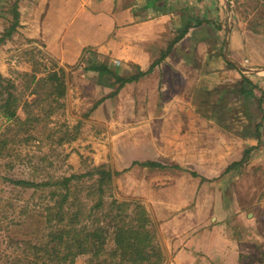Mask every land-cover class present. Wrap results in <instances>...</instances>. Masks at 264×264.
I'll use <instances>...</instances> for the list:
<instances>
[{
    "label": "rangeland",
    "instance_id": "obj_1",
    "mask_svg": "<svg viewBox=\"0 0 264 264\" xmlns=\"http://www.w3.org/2000/svg\"><path fill=\"white\" fill-rule=\"evenodd\" d=\"M26 1L0 0V36L11 25L14 18L12 7L15 3L19 5L20 15V24L16 31L0 45V70L6 78L15 82L18 92L22 93L25 99L32 100L35 97L33 93L35 84H31V77H27L26 74H35L40 78L53 70L63 68L67 73L69 86L67 96L61 99L65 101L66 107L60 108L57 114L53 115V123L50 126L56 124L60 126L61 123L66 122L71 127V133L77 134V138L61 146H51L47 139L32 141L18 148L17 153L19 152L21 156L15 159L11 169L1 165L0 160V263L16 264L17 258H22L25 253L24 247L17 242L32 239L35 243H39L45 240L47 230L45 218L39 212L44 207L45 191L39 189L34 193L32 188L16 186L5 180L8 177L26 178L38 182L48 175L63 176L82 173L91 165L106 164L120 172L114 182L115 194L120 200H138L147 209H180L178 191L166 195L165 202H161L160 195L154 189L157 185L154 181L155 176H164L165 170L168 171L169 168L133 164V157H127V142L130 138L134 140L140 136L129 135L127 131L122 133V130L127 126L149 121L155 126H167L168 130L164 133V130L158 132L159 130L155 128L157 133L147 135L148 143L156 140L162 152L155 150L158 151L157 153L164 155L166 152H172L173 158L179 161L188 159L185 153L189 152L185 147L173 150L162 149L163 144L169 139L192 142L195 161L201 160L203 147L208 148L205 153H211L217 149L219 153L213 154H219L222 158L230 157L232 154V158L237 159L243 157L245 148L258 147L252 153L249 163L241 168L234 179H231L230 175L225 176L224 179L230 181L226 188L223 187L224 182L219 180L212 184L219 185L224 191L225 209H234L237 206L239 209H248L255 213L259 224L249 226L250 231L245 228L242 232L245 233V237L254 235L263 245L256 244V252L243 260V264L258 260L264 252V0H231L229 9L226 8L224 0L216 1L214 5L211 2L209 19H218L217 22L221 23L223 28L218 30L214 23H210L209 34L207 33V37H204L206 38L204 42H200L196 36H190L182 41L174 56L175 60H181L187 51L190 55L189 62L194 70L190 72L188 80L178 78L176 85L181 95L189 97V100L192 99V106L195 109L193 113L189 112L185 108L186 104L175 102L172 105L173 110H170L172 112L169 118L153 119L149 118L147 110L144 114L141 113V116L126 118L123 115L118 118L117 113L123 110L122 101H118L119 98L113 99L115 110L111 108V104L104 106L103 114L98 116L99 118H94L93 113L104 101L96 108L93 109V107L106 97L110 89H115L114 82L108 75H106L107 78L98 81L92 77H86L79 72L82 66L79 63L63 65L56 51L51 52L45 48V39L48 41L45 38V0L33 7L29 6V3L21 7V4ZM31 7L34 11L32 16L28 14ZM235 19L237 21L240 19L241 25L249 32L245 34L244 40L250 52L249 57L255 56L253 58L257 61L247 62L255 64L242 63L238 60L240 56L234 48L235 43L233 45L231 37ZM48 22L52 24L53 21ZM229 25L231 31L227 36ZM195 34L197 33L194 32L193 35ZM226 39H228L227 56L245 66L242 71L235 69L223 59ZM83 64L85 65L84 62ZM246 76L257 87L246 82ZM201 77L203 80L200 79ZM200 81L202 87L199 89ZM56 96L57 93L53 97ZM261 97L262 105L259 107ZM144 105L148 107L149 103L145 102ZM164 112L169 110H163ZM113 114L115 115L112 117L114 124H107V120H110L107 118ZM20 115L24 117L25 114L21 111ZM79 121L82 122V126L77 130L75 126ZM259 123L263 124L261 143L256 136ZM213 125L224 127V132L220 134L207 132L205 134L207 140L203 144L200 142L201 134L186 133L189 127L196 131L200 126ZM170 129L172 132L168 133ZM176 129L177 132L173 133ZM34 135L41 139L45 138V131L40 128ZM152 152L154 156V150ZM136 156L144 158L145 154ZM191 168L195 170L181 166H175L171 170L177 175L189 176L187 181L181 184H188V188L192 189L189 192L196 195L192 199L194 203L191 206V209H195L194 206L197 207L198 196L201 195L203 188L201 176L207 171H202L201 167L196 165ZM243 221L246 220L243 218ZM236 225L238 229L239 227L240 230L242 229L241 224ZM84 260L80 257L77 264H84Z\"/></svg>",
    "mask_w": 264,
    "mask_h": 264
},
{
    "label": "crops",
    "instance_id": "obj_2",
    "mask_svg": "<svg viewBox=\"0 0 264 264\" xmlns=\"http://www.w3.org/2000/svg\"><path fill=\"white\" fill-rule=\"evenodd\" d=\"M41 2L43 0H27L21 7L27 3L33 7ZM211 2L216 4V0H45V38L48 39H45V48L51 52L56 51L63 65L81 64L79 72L86 77L98 81L108 75L112 79L116 87L107 92V98L93 113L94 118L103 114L104 106L111 104V108L115 110L113 99L118 98L123 107L120 113L116 111L118 118L123 115L126 118L141 116L146 110L150 119L169 118L175 102H183L186 104L185 108L193 113L195 108L192 106V99L181 95L176 85L178 78L189 79L190 72L194 70L189 62L191 58L188 51L186 54L183 52L181 60H175L174 56L182 41L190 36H196L200 42L205 41L204 37H207L206 34H209L210 30L208 21ZM32 7L28 12L31 16L34 12ZM48 21L53 22L49 24ZM188 25H191V28L186 37L171 48L179 31ZM194 32L197 34L193 35ZM247 33L249 32L241 25V20L235 19L231 37L240 56L238 60L242 63L257 61L253 58L255 56L249 57L250 52L244 40ZM92 54L99 61L107 63L111 69L118 71L119 75L129 78L140 75L139 79L127 82L116 92L118 84L113 75H100L96 71L84 70L82 59L84 61ZM162 55H166L165 58L153 66L155 61L161 60ZM117 61L119 64H115ZM200 79L203 80L202 77ZM198 85L200 89L201 81ZM145 102L149 103L148 107H145ZM163 110L169 112L163 113ZM114 116L113 114L107 118L110 119L107 124H114ZM155 128L158 132L164 130V133L168 130L167 126H155L149 121L127 126L122 133L127 131L129 135L140 136L134 140L130 138L126 144L127 157H133V164L142 165L147 161H155L165 169L169 168L168 171L165 170L164 176L158 175L154 178L157 182L154 189L160 195L161 202H165L166 195L174 191H178L180 195V209H148L157 225L158 238L164 249V264H243V260L256 252V244L263 243L254 235L245 237L242 231L259 224V221L252 210L239 209L237 206L234 209H225L224 191L219 185H212L219 180L224 182L223 187L226 188L230 181L224 179L227 175L225 170L241 158H232V154L222 158L216 154L219 153L217 149L214 150L215 154L205 153L208 148L203 147L201 160L195 161L192 142L169 139L162 149L185 147L189 152L185 153L188 159L179 161L173 158L172 152H166L164 155L157 153L155 150L160 148L156 140L148 143L147 135L157 133ZM171 129L168 133L172 132ZM223 129L224 127L219 125L200 126L196 131L189 127L186 133L201 134L200 142L203 144L207 140V132L220 134L224 132ZM176 132L177 129L173 130V133ZM159 152L162 153L161 150ZM142 153L145 154L144 158L136 156ZM195 165L207 172L201 176L203 188L198 196L197 207L191 209L194 203L192 199L196 195L189 192L192 189L188 188V184H181L187 181L189 176L177 175L171 169L181 166L195 170L191 168ZM243 218L246 221H243ZM237 223L241 224V230L240 227L238 229ZM263 260L264 252L258 260L246 264H261Z\"/></svg>",
    "mask_w": 264,
    "mask_h": 264
},
{
    "label": "trees",
    "instance_id": "obj_3",
    "mask_svg": "<svg viewBox=\"0 0 264 264\" xmlns=\"http://www.w3.org/2000/svg\"><path fill=\"white\" fill-rule=\"evenodd\" d=\"M18 8L17 3L12 7L14 18L0 36V45L14 34L20 24ZM217 20L210 19L208 22L214 23L216 28L221 30L222 24ZM190 28L191 25H188L179 31L171 48L186 37ZM165 56L162 55L161 60L155 61L153 66ZM223 59L242 71L229 62L224 54ZM86 61L85 71H96L100 75L111 74L116 78V92L127 82L140 77H123L107 63L99 61L94 54ZM83 62L82 59L81 63ZM26 76L31 77V84H35V97L32 100L25 99V96L18 92L15 82L6 78L0 70V160L1 165L10 169L13 168L15 159L21 156L17 153L18 148L32 141L47 139L51 146H61L77 138V134L71 133V127L66 122L60 126H50L53 123V115H56L60 108L66 107L65 101H61L67 96L69 89L66 71L60 68L47 73L45 77L38 78L37 75L28 73ZM245 81L257 87L247 76ZM55 93L57 96L53 97ZM105 98L107 97L98 101L93 109ZM261 105L262 97L259 107ZM21 111L24 112V117L20 115ZM89 115L90 113L87 117ZM262 125L259 123L256 128L259 143L262 141ZM81 126L82 122L79 121L75 127L79 130ZM40 128L45 131V138L34 135ZM256 149L257 146L245 148L243 157L231 163L225 174L234 179L241 168L249 163ZM142 165L162 167L155 161H147ZM118 175L119 171L103 164L91 165L82 173L48 175L38 182L26 178H6L5 180L16 186L34 189V193L39 189L45 191L44 207L39 211L46 222L45 240L39 243L32 239L18 241V245L24 247L25 253L22 258H17V263L77 264L81 257L85 259L84 264H164V249L150 211L138 200H120L116 197L114 182ZM261 264H264V260Z\"/></svg>",
    "mask_w": 264,
    "mask_h": 264
},
{
    "label": "water",
    "instance_id": "obj_4",
    "mask_svg": "<svg viewBox=\"0 0 264 264\" xmlns=\"http://www.w3.org/2000/svg\"><path fill=\"white\" fill-rule=\"evenodd\" d=\"M224 2H225V4H226V8L229 9V7H230L229 0H224ZM230 31H231V26L229 25V27H228V29H227V32H228L227 36H229ZM225 47H226V48H225V51H224V55L226 56L227 60H228L229 62L233 63L234 65H236V66H237L238 68H240L241 70L245 69V66H243V65H241V64H239V63H237V62H235V61H233V60H231V59H229V57L227 56V50H226V49H227V47H228V39H226V46H225Z\"/></svg>",
    "mask_w": 264,
    "mask_h": 264
},
{
    "label": "built area",
    "instance_id": "obj_5",
    "mask_svg": "<svg viewBox=\"0 0 264 264\" xmlns=\"http://www.w3.org/2000/svg\"><path fill=\"white\" fill-rule=\"evenodd\" d=\"M116 63H118L119 64V62L117 61Z\"/></svg>",
    "mask_w": 264,
    "mask_h": 264
}]
</instances>
